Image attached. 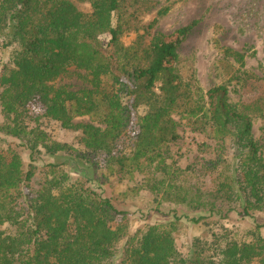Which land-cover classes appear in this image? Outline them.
<instances>
[{
	"label": "trees",
	"instance_id": "obj_1",
	"mask_svg": "<svg viewBox=\"0 0 264 264\" xmlns=\"http://www.w3.org/2000/svg\"><path fill=\"white\" fill-rule=\"evenodd\" d=\"M77 2L88 3L92 11L83 12ZM151 8L146 0H0V36L10 49L0 75L1 132L20 140L33 160L25 170L20 154L12 152L7 160L0 153V264H264L263 225L240 238L222 228L211 242L196 239L186 249L176 241L177 218L131 236L119 222L125 213L111 199L82 183L69 184L57 166H51V178L29 197L37 170L34 157L41 151L72 153L88 164L103 152L108 169L118 176L156 163L164 179L157 181L158 176L152 188L172 197L175 191L179 204L188 208L222 217L239 206L245 216L264 212V152L253 132L254 118L264 121V96L234 105L225 85L204 93L195 72L184 75L179 69L178 50L195 24L179 29L171 40L156 32L169 9L144 23ZM132 32L136 41L124 46L123 36ZM103 35L110 36L107 48ZM222 50L245 65V54ZM71 67L89 73L91 89L52 87ZM254 76L247 74L248 79ZM36 101L45 113L34 118L29 105ZM141 108L146 110L143 117ZM175 115L217 145L231 143L236 171L215 191L199 195L178 185L181 170L162 159V152L179 138L181 121ZM79 117L91 122L75 124ZM134 117L140 124L135 149L116 155ZM41 119L80 131L78 143L85 152L53 140L41 128Z\"/></svg>",
	"mask_w": 264,
	"mask_h": 264
},
{
	"label": "rangeland",
	"instance_id": "obj_2",
	"mask_svg": "<svg viewBox=\"0 0 264 264\" xmlns=\"http://www.w3.org/2000/svg\"><path fill=\"white\" fill-rule=\"evenodd\" d=\"M146 1L151 3L152 10L143 18L144 23L156 18L160 10L169 9L166 15L159 18L156 32L170 37L171 40L177 38L176 32L179 29L195 24L178 50L179 69L184 75L195 72L198 85L204 93L216 86L225 85L229 90V100L234 105L252 103L264 96V0ZM77 6L85 13L92 11L88 3L77 2ZM136 38V32L127 33L122 38V44L130 47ZM109 41V35L101 37L104 48L108 47ZM3 43L0 36V75L10 56V49H6ZM227 48L245 54V65L240 66L233 58L226 57L222 49ZM107 50L111 53L113 51ZM247 74L255 75V79H248ZM51 85L55 89L64 88L73 92L92 88L89 73L76 67H71ZM158 89L159 85L157 92ZM29 110L34 118L45 113V107L37 101L29 105ZM145 113V109H139L141 117ZM175 118L181 121L178 127L179 138L162 152V159L173 170H181L175 180L178 185L199 195L215 191L225 176L228 177L236 171L237 159L231 143H226L224 147L217 145L206 133L195 132L179 116L175 115ZM39 122L41 128L53 140L85 152L78 143L80 131L64 129L61 123L51 119H41ZM74 122L88 124L91 121L89 117H79ZM2 123L0 107V153L10 160L12 152H17L21 156L24 169L27 170L33 162L29 150L20 140L3 134ZM263 123L262 118H254L253 132L262 152ZM139 125V119L134 117L127 134L117 143L116 155H129L134 151V138L139 131ZM34 159L37 170L28 189L30 198L36 195V191L46 179L51 178V166H57V172L68 175L69 184L82 183L103 197L111 199L114 206L125 213L120 216L119 222L128 226L131 236L145 231L150 226L170 224L176 218L180 220L175 234L180 249L190 247L196 239L211 242L214 239L213 234L220 233L222 228L232 231V236L240 238L257 225H263L264 236V212L245 216L239 206L226 217L220 214L211 216L205 210H194L179 204L175 191L172 197L153 189L151 183L158 176L157 181L164 179L158 169H155L156 163L148 166L150 168H134L128 171L127 175L118 176L108 169L107 155L103 152L93 157V164L82 162L74 154L64 151L55 155L41 151ZM237 175L240 177L239 173ZM23 205H26V202ZM200 217H203L202 220L195 222L194 219Z\"/></svg>",
	"mask_w": 264,
	"mask_h": 264
}]
</instances>
